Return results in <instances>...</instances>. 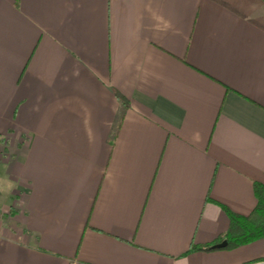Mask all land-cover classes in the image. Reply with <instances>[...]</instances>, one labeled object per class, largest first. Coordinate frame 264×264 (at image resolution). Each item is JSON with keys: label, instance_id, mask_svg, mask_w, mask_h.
<instances>
[{"label": "crops", "instance_id": "crops-1", "mask_svg": "<svg viewBox=\"0 0 264 264\" xmlns=\"http://www.w3.org/2000/svg\"><path fill=\"white\" fill-rule=\"evenodd\" d=\"M256 182L262 0H0V264H248Z\"/></svg>", "mask_w": 264, "mask_h": 264}, {"label": "trees", "instance_id": "trees-1", "mask_svg": "<svg viewBox=\"0 0 264 264\" xmlns=\"http://www.w3.org/2000/svg\"><path fill=\"white\" fill-rule=\"evenodd\" d=\"M264 3V0H262ZM120 97L121 95L118 94ZM254 193L257 204L248 215H241L228 211L230 225L228 230L219 236L214 244L227 240L228 244L224 249H234L264 238V184L256 182ZM193 244L188 253L194 251L212 250L211 246ZM248 264H264V258L249 262Z\"/></svg>", "mask_w": 264, "mask_h": 264}, {"label": "water", "instance_id": "water-1", "mask_svg": "<svg viewBox=\"0 0 264 264\" xmlns=\"http://www.w3.org/2000/svg\"><path fill=\"white\" fill-rule=\"evenodd\" d=\"M227 244H228L227 240H224V241H222L220 243H217V244L212 245L211 246V249H221V248L226 247Z\"/></svg>", "mask_w": 264, "mask_h": 264}]
</instances>
